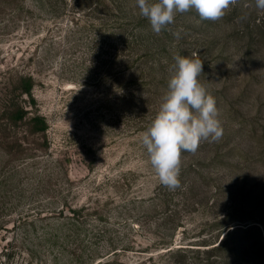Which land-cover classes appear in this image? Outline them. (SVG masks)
I'll list each match as a JSON object with an SVG mask.
<instances>
[{
  "label": "rangeland",
  "instance_id": "obj_1",
  "mask_svg": "<svg viewBox=\"0 0 264 264\" xmlns=\"http://www.w3.org/2000/svg\"><path fill=\"white\" fill-rule=\"evenodd\" d=\"M6 1L0 79L8 70L33 77L35 104L23 105L48 129L40 138L0 119V264H264V28L254 26L264 10L236 0L215 21L176 13L150 50L164 49L160 57L115 70L68 31L69 6L54 17L46 0H16L28 13L8 24ZM121 1L126 12L138 8ZM93 9L80 16L94 20ZM178 55L203 60L198 80L215 98L223 135L181 153L171 189L142 135ZM62 205L86 209L77 242L48 219Z\"/></svg>",
  "mask_w": 264,
  "mask_h": 264
},
{
  "label": "trees",
  "instance_id": "obj_2",
  "mask_svg": "<svg viewBox=\"0 0 264 264\" xmlns=\"http://www.w3.org/2000/svg\"><path fill=\"white\" fill-rule=\"evenodd\" d=\"M250 1L252 0H246L245 4L250 6ZM6 3L9 11L5 22L11 24L15 20L24 21L22 17L28 11L16 5V0H7ZM91 4L94 5L93 11H96L97 14H93L92 19L94 20H86L80 14L87 5ZM46 5L54 17L59 16L64 7L69 6L72 19L69 21L68 31L80 34L76 41L85 43L91 50L93 49L95 55L100 57L102 62L110 63L115 70L122 63L136 62L137 60H140L141 65H144L154 54L160 57L159 54L165 52L164 49L150 51L156 42L161 41L160 33L152 31L148 19L140 14L137 7L131 12H126L121 0H46ZM75 14L78 17H74ZM254 26L257 29L264 28V13L257 18ZM103 57L107 60H103ZM16 73L17 76L8 70L6 76L3 75L0 79V119H5L8 126H18L22 123L27 126L30 135L44 137L48 129L45 117L38 113L30 115L29 110L23 105L24 97L29 99L30 107L35 104L32 95L33 77L20 72ZM119 76H115V80L118 85H121L118 82L121 78ZM149 84V82L144 83L147 86ZM57 209V211H51L48 214V219L55 218L63 221V224L71 229L69 235H64L66 241L77 242L80 231H83L81 227L82 214L86 209L68 206L65 208V205ZM97 213V211L93 212V214ZM36 214L38 218L43 219L41 216L44 215L41 211ZM51 239H53V235ZM53 243L57 245V241ZM64 249L65 245L62 247V250ZM77 260H82L78 263L84 264L83 259L78 258Z\"/></svg>",
  "mask_w": 264,
  "mask_h": 264
},
{
  "label": "clouds",
  "instance_id": "obj_3",
  "mask_svg": "<svg viewBox=\"0 0 264 264\" xmlns=\"http://www.w3.org/2000/svg\"><path fill=\"white\" fill-rule=\"evenodd\" d=\"M236 0H136L139 12L151 29L160 33L174 23L176 13L194 9L199 18L218 20ZM264 10V0H255ZM173 35L179 39L180 32ZM203 60L178 55L168 92L150 126L142 135L149 162L159 181L174 189L180 186L182 152H195L201 141H217L223 135L215 98L199 82Z\"/></svg>",
  "mask_w": 264,
  "mask_h": 264
}]
</instances>
